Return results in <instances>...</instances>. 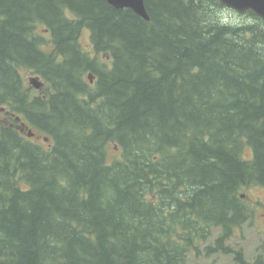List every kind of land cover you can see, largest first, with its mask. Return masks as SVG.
<instances>
[{"label":"trees","instance_id":"obj_1","mask_svg":"<svg viewBox=\"0 0 264 264\" xmlns=\"http://www.w3.org/2000/svg\"><path fill=\"white\" fill-rule=\"evenodd\" d=\"M143 3L148 20L107 0H0V264L230 254L251 215L240 191L264 188V20Z\"/></svg>","mask_w":264,"mask_h":264},{"label":"rangeland","instance_id":"obj_2","mask_svg":"<svg viewBox=\"0 0 264 264\" xmlns=\"http://www.w3.org/2000/svg\"><path fill=\"white\" fill-rule=\"evenodd\" d=\"M221 12V17L226 21L240 22L247 19L244 13L234 11L229 7H225ZM81 30L78 42H80L81 47L85 51L90 55H94L89 31L85 28ZM37 31L43 32L39 29ZM96 55L104 62L110 61V57L106 53H99ZM21 76L25 86L30 87V92L37 94L40 88H43V85L39 89L31 86L28 79L38 75L32 74L30 70H22ZM40 79L39 77V80ZM0 119H4V115L1 112ZM33 140H40V137L35 136ZM107 150L109 157H115L119 154L118 149L113 150L108 148ZM247 153L250 154V151L247 150ZM240 193L243 195L242 199L245 204H248L250 207L251 215H249L250 217L241 226L234 228L235 230L232 236L226 240L227 244L230 246V254H221V252L205 254V250L202 249L198 254H194V251H189L186 254V261L182 264H239L235 258L234 252H239L243 260L247 262H253L257 257L264 262V188L260 185H250L242 188ZM217 233L218 230L214 229L213 237H215ZM213 237L210 238L209 241H204V244L211 243Z\"/></svg>","mask_w":264,"mask_h":264},{"label":"water","instance_id":"obj_3","mask_svg":"<svg viewBox=\"0 0 264 264\" xmlns=\"http://www.w3.org/2000/svg\"><path fill=\"white\" fill-rule=\"evenodd\" d=\"M109 4L115 6L116 8H130L132 9L137 15L141 16L142 18L148 20L149 16L147 15L144 0H107ZM219 2L226 7L233 9L239 13L245 12L246 10L253 11L257 16L264 20V0H219ZM36 89H39L43 82L39 80V76L31 77L28 79ZM2 110V108H0ZM34 133L30 130L27 132V136L31 137ZM47 138L45 137L44 140Z\"/></svg>","mask_w":264,"mask_h":264},{"label":"flooded vegetation","instance_id":"obj_4","mask_svg":"<svg viewBox=\"0 0 264 264\" xmlns=\"http://www.w3.org/2000/svg\"><path fill=\"white\" fill-rule=\"evenodd\" d=\"M31 137L33 138V137H35V136L33 135V136H31Z\"/></svg>","mask_w":264,"mask_h":264},{"label":"bare ground","instance_id":"obj_5","mask_svg":"<svg viewBox=\"0 0 264 264\" xmlns=\"http://www.w3.org/2000/svg\"><path fill=\"white\" fill-rule=\"evenodd\" d=\"M108 2V1H107ZM109 4V3H108Z\"/></svg>","mask_w":264,"mask_h":264}]
</instances>
